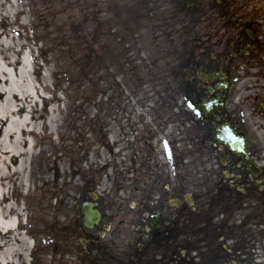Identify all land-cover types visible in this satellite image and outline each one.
I'll use <instances>...</instances> for the list:
<instances>
[{
  "label": "rangeland",
  "instance_id": "rangeland-1",
  "mask_svg": "<svg viewBox=\"0 0 264 264\" xmlns=\"http://www.w3.org/2000/svg\"><path fill=\"white\" fill-rule=\"evenodd\" d=\"M19 1L24 12H12L11 20H17L12 27L29 41L42 69L37 75L46 79V99L52 97L53 88L59 97L57 104L43 107L38 103L40 115L45 111L49 115L55 107L58 134L37 138L34 158L25 166L35 170L29 189L13 187L16 197L29 193L18 218L28 217L36 238L53 234L51 226L68 219L76 201L89 199V192L97 195L95 201L102 214L98 241L111 255H122L126 246L134 248L144 240L141 236L139 241L135 233L157 208V201L168 216L179 217L177 222L191 206L185 203V194L196 203H207L208 199L213 203L212 146L204 143L206 135L201 128L189 122L190 114L178 91L184 59L180 6L169 0H150L145 7L154 9L152 19L138 22L132 16L135 0ZM255 6L261 15L264 0H255ZM251 14L252 18L258 16L254 11ZM6 28L0 25V31ZM88 78L93 85L78 90ZM139 136L146 139L143 149L153 161H149L146 173L137 176L139 162L130 153L141 147L137 146ZM161 137L173 143L172 166L164 165L166 153L158 146ZM155 175L162 177L157 183ZM172 176L175 189L169 198L178 206L168 204L167 195L161 197L159 191L161 181L167 183ZM34 178L36 182H31ZM59 208L60 214L54 211ZM22 232L7 236L16 242L21 236L27 242L29 238ZM30 235L34 240V234ZM253 240L257 243L256 232ZM46 243L47 239L38 243L46 253L41 255L44 260L40 259V264H52ZM254 254L257 260L253 257L246 264H264L259 258L264 260L263 243L255 244ZM31 255L27 259L34 264Z\"/></svg>",
  "mask_w": 264,
  "mask_h": 264
},
{
  "label": "flooded vegetation",
  "instance_id": "flooded-vegetation-1",
  "mask_svg": "<svg viewBox=\"0 0 264 264\" xmlns=\"http://www.w3.org/2000/svg\"><path fill=\"white\" fill-rule=\"evenodd\" d=\"M148 1H136L133 18L144 13L147 18L154 15L153 8L145 7ZM168 2L179 5L183 16L184 59L179 67L178 91L191 124L206 135L227 127L241 137L243 150L258 173L254 175L240 155L215 141L213 203L209 199L207 203L191 201L177 222L179 217L168 216L157 201V208L136 230L135 236H144V240L138 238L140 242L129 250L126 246L122 255H111L98 241L99 227L88 229L82 225L77 200L73 214L51 226L53 234L44 238L52 264H246L251 258L249 228L256 222L254 228L257 225L264 230V11L259 15L261 9L256 8L255 0ZM253 11L254 16L258 15L255 18ZM203 105L210 110L205 111V122L197 115V108ZM138 138L141 143L137 146L141 147L130 150V157L138 159L140 176L153 159L143 149L146 139ZM172 150L173 144L168 145L166 166L173 164ZM154 178L156 183L162 179L157 175ZM169 178L167 183L161 181L159 190L161 197L167 195L168 204L175 189L173 178ZM54 211L61 213L60 208ZM44 254L37 244L34 257L38 262Z\"/></svg>",
  "mask_w": 264,
  "mask_h": 264
},
{
  "label": "bare ground",
  "instance_id": "bare-ground-1",
  "mask_svg": "<svg viewBox=\"0 0 264 264\" xmlns=\"http://www.w3.org/2000/svg\"><path fill=\"white\" fill-rule=\"evenodd\" d=\"M20 2L3 0L0 3V25L7 27L0 31V264H28L30 241L24 242L20 236L16 242L7 236L14 237L18 230L16 218L20 211L19 205L9 201V190L15 186L23 191L29 189L35 170H27L25 166L34 158L37 138L58 134L54 127L55 107L49 115L46 111L38 113V103L43 107L52 102L57 104L58 93L53 88L52 97L46 99V79L37 75L42 69L32 55L29 41L12 27L17 22L11 20L12 12L17 15L24 12ZM25 172L28 175H22ZM31 182H36V178Z\"/></svg>",
  "mask_w": 264,
  "mask_h": 264
},
{
  "label": "water",
  "instance_id": "water-1",
  "mask_svg": "<svg viewBox=\"0 0 264 264\" xmlns=\"http://www.w3.org/2000/svg\"><path fill=\"white\" fill-rule=\"evenodd\" d=\"M244 160H245V158H244ZM246 163H247V161H246ZM84 214H85V223H90V217L93 218V221H96L98 219L97 212H90V210L87 207L84 208Z\"/></svg>",
  "mask_w": 264,
  "mask_h": 264
}]
</instances>
